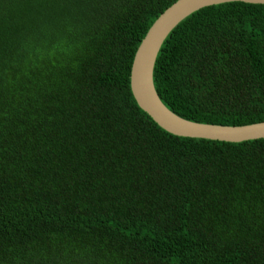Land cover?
Instances as JSON below:
<instances>
[{
    "label": "trees",
    "instance_id": "1",
    "mask_svg": "<svg viewBox=\"0 0 264 264\" xmlns=\"http://www.w3.org/2000/svg\"><path fill=\"white\" fill-rule=\"evenodd\" d=\"M176 0H0V264H264V138L182 137L130 90ZM155 90L194 122L264 121V4L201 8Z\"/></svg>",
    "mask_w": 264,
    "mask_h": 264
},
{
    "label": "water",
    "instance_id": "2",
    "mask_svg": "<svg viewBox=\"0 0 264 264\" xmlns=\"http://www.w3.org/2000/svg\"><path fill=\"white\" fill-rule=\"evenodd\" d=\"M234 1L264 4V0H176L154 20L135 51L129 77L132 96L141 110L171 134L233 143L264 138V121L245 125H220L184 119L164 105L153 83L155 59L170 31L201 8Z\"/></svg>",
    "mask_w": 264,
    "mask_h": 264
}]
</instances>
